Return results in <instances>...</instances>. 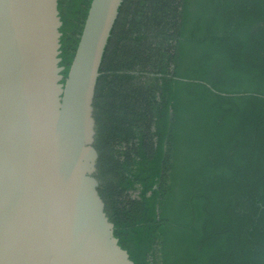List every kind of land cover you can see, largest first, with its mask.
<instances>
[{"label":"trees","instance_id":"obj_1","mask_svg":"<svg viewBox=\"0 0 264 264\" xmlns=\"http://www.w3.org/2000/svg\"><path fill=\"white\" fill-rule=\"evenodd\" d=\"M90 1L58 0L64 78ZM94 120L134 264H264V0H133Z\"/></svg>","mask_w":264,"mask_h":264},{"label":"water","instance_id":"obj_2","mask_svg":"<svg viewBox=\"0 0 264 264\" xmlns=\"http://www.w3.org/2000/svg\"><path fill=\"white\" fill-rule=\"evenodd\" d=\"M132 3L90 1L64 78L58 0H0V264H134L98 192L94 146Z\"/></svg>","mask_w":264,"mask_h":264}]
</instances>
